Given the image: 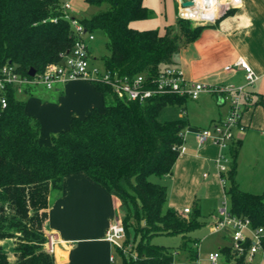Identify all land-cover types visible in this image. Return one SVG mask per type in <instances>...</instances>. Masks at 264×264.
I'll list each match as a JSON object with an SVG mask.
<instances>
[{
  "label": "trees",
  "instance_id": "1",
  "mask_svg": "<svg viewBox=\"0 0 264 264\" xmlns=\"http://www.w3.org/2000/svg\"><path fill=\"white\" fill-rule=\"evenodd\" d=\"M84 1L98 11L79 23L87 32L106 37L108 54L102 63L122 76L155 77L207 27H192L177 19L163 35L154 29L138 31L130 24L153 15L143 0ZM73 43L58 0H0V68L9 64L21 76L30 78V69L39 75L48 64L59 62ZM92 85L102 97V111L93 109L83 119L72 118L68 129L52 135L47 145L40 143V124L26 113L25 103L11 89L3 93L7 104L0 105V264H53L43 232L48 196L61 190L64 177L77 173L120 200L123 246L129 252L116 249L120 264H173V249L150 243L159 235L180 236L179 251L195 261L197 253L191 244L196 241L187 234L201 226L197 202L188 215L164 208L166 187L149 180L170 175L186 131L200 130L184 119L158 121L164 108L181 107L187 99L155 96L144 103L122 102L107 86ZM250 96L249 107L260 106L264 111L263 98ZM239 149V142L230 147L224 175L229 212L249 219L252 229L264 228V192H244L235 183ZM4 241L12 243L11 257ZM249 245V240L241 244V255L230 247L221 248L224 264H246ZM261 249L264 253V238Z\"/></svg>",
  "mask_w": 264,
  "mask_h": 264
},
{
  "label": "crops",
  "instance_id": "2",
  "mask_svg": "<svg viewBox=\"0 0 264 264\" xmlns=\"http://www.w3.org/2000/svg\"><path fill=\"white\" fill-rule=\"evenodd\" d=\"M143 5L161 16L156 0H143ZM176 20L175 17L173 23L165 21L163 31L158 33L163 35L166 27L175 26ZM130 27L138 30L136 22L131 23ZM141 30L143 27L138 31ZM238 59H243L256 76L250 87L246 86L245 76L240 68L224 70ZM171 64L180 69L187 80L217 87L244 86L249 94L264 100V0H242L238 8L220 16L213 25L204 27L197 39L181 47L172 56ZM16 98L25 103L26 113L40 124L39 141L42 145H47L52 135L67 130L72 118L83 119L93 109L101 112L103 108L100 93L91 83L83 80L60 84L53 90L41 89L28 95H16ZM188 102H200L216 108L210 111V117L201 125L195 119H184ZM180 108L185 114L181 119L197 129L224 119L228 113V106L222 104L220 97L206 94L196 101L186 100ZM241 126L242 130H237L235 137V141L240 143V149L246 139L245 129L264 131L263 109L260 106H248L242 114ZM218 154L219 150L212 142L208 141L199 147L194 136L186 133L171 174L163 176L169 179L168 186L164 185L168 188L167 195L169 188H190L201 176L205 177L199 173L206 166H215ZM215 177L219 181L217 174ZM216 178L211 179V182ZM170 208L181 213L187 207ZM121 217V203L116 196L106 192L83 173L64 177L61 190L58 193L51 192L48 196L47 218L43 225L44 234L55 240L50 254L53 264H120L115 256L117 248L105 241V236L110 225L116 219L121 220ZM210 223L211 217L208 224ZM226 233L223 237L229 243L218 247V252L223 247L231 246L229 231ZM195 246L197 248L198 241ZM196 257L200 260L198 254ZM186 260V264L191 263Z\"/></svg>",
  "mask_w": 264,
  "mask_h": 264
},
{
  "label": "built area",
  "instance_id": "3",
  "mask_svg": "<svg viewBox=\"0 0 264 264\" xmlns=\"http://www.w3.org/2000/svg\"><path fill=\"white\" fill-rule=\"evenodd\" d=\"M177 3L178 20L198 25H213L220 16L238 8L242 0H175ZM62 18L66 20L71 28L74 43L70 50L61 56L57 63L48 64L43 72L34 77H25L18 74L15 67L6 64L0 68V105L6 107V99L3 93L7 89L14 91L15 95H28L35 88L42 86L46 90H53L57 85L66 82L83 80L91 84L107 86L116 99L122 102L144 103L155 96H178L189 101H196L202 95L218 96L222 104H227L228 113L226 117L218 122L211 123L208 127L186 131L191 133L197 146H202L206 142H212L219 150L215 160V167L219 178V183L223 188V197L219 208V215L211 216L209 229L211 232L229 231L230 248L238 254H243L241 244L250 241L249 248L244 254L246 264H253L255 255L259 254L264 258L261 249V240L264 238V228L252 229L249 219H242L232 216L229 212L227 195L224 192L226 186L225 174L228 171L223 152L234 145V129L242 130V114L251 103V96L245 87L232 86H211L206 83L187 80L182 71L174 65L161 67L157 75L153 78L147 74L140 73L131 77L118 75L105 69L103 63L96 66L92 63L89 54V43L94 40V34L89 33L79 23L71 13V0H58ZM185 2H190V6H183ZM233 67L240 68L245 76L246 86L250 87L256 80L252 68L243 60L238 59L233 65L224 68L225 71L232 70ZM185 133V134H186ZM189 213L185 208L182 214ZM125 233L122 222L116 219L109 227L105 241L115 248L128 254V249L124 248L123 242ZM55 240L46 236L45 248L49 254L53 252ZM134 259V256L131 255ZM221 255L218 251L207 255L208 264H219ZM190 264H202L196 259Z\"/></svg>",
  "mask_w": 264,
  "mask_h": 264
},
{
  "label": "rangeland",
  "instance_id": "4",
  "mask_svg": "<svg viewBox=\"0 0 264 264\" xmlns=\"http://www.w3.org/2000/svg\"><path fill=\"white\" fill-rule=\"evenodd\" d=\"M156 2L159 4L161 16L153 12L150 19L137 21L136 26L138 30L143 27V30L154 29L161 33L164 29L163 24L165 21L169 23L175 22L177 14L176 1L156 0ZM96 11H98V8L88 6L84 0H71V13L77 19L90 16ZM191 26L198 27L200 25L191 23ZM106 40V37L101 32H96L94 34V40L89 43L90 57L93 60L92 63L96 66H101L102 58L108 54L105 48ZM41 89L44 88L39 86L35 88L34 91L37 92ZM215 108L216 107H213V105H202L200 102L197 104L188 102L185 110L186 116H184L185 114H183L180 107L168 106L160 112L158 121L180 120L184 116V119H187V117L190 121H194L195 119L198 124L203 125L210 117V111L215 110ZM252 130L253 129L244 130L247 135L246 139L242 142L241 149L237 156L235 183L241 190L250 191V193L253 194H260L264 191V131ZM237 133L238 131L234 129V137H236ZM184 136H186V134ZM223 155L228 162L230 158L229 150L224 151ZM226 166L228 168V163H226ZM215 174H217V171L212 164L206 166L205 169L201 171V174L199 173L200 176L205 175V177L201 176L197 183L193 186H189L190 188L178 187L174 190H170L169 188L167 202L164 207L174 206L178 209L187 207L191 212L194 203L197 202L199 207V216L197 220L201 226L189 232L187 237L191 241H198L197 248L194 244H191V249L199 255L202 264H208V253L216 251L218 247L225 246L229 243L228 239L223 237L227 234V230L215 233L211 232L209 229L208 223L210 217L212 215H219V208L224 194L223 188L215 177ZM167 178V176L166 178L151 176L149 180L167 187L169 184V179ZM213 178L216 179L214 182H211ZM227 184L228 182L226 181V186ZM172 203L174 204L171 205ZM150 243L173 249L175 251L173 264H186V259H188L187 253L179 251L178 249L181 243L180 236L159 235L151 238ZM3 244L6 253L11 257L12 243L10 241H4ZM115 256L120 263V258L116 251ZM221 264H224L223 259H221ZM253 264H264V258L259 254L255 255Z\"/></svg>",
  "mask_w": 264,
  "mask_h": 264
},
{
  "label": "water",
  "instance_id": "5",
  "mask_svg": "<svg viewBox=\"0 0 264 264\" xmlns=\"http://www.w3.org/2000/svg\"><path fill=\"white\" fill-rule=\"evenodd\" d=\"M190 5H191L190 2H185V3L183 4V6H190ZM28 75H29L30 77H34V75H35V71H34L33 69H30V70L28 71Z\"/></svg>",
  "mask_w": 264,
  "mask_h": 264
}]
</instances>
